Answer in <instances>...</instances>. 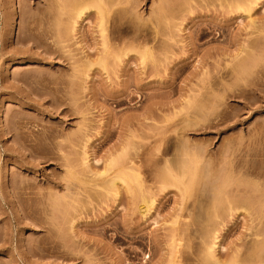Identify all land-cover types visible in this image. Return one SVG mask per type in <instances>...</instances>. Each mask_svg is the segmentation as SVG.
I'll return each instance as SVG.
<instances>
[{"label":"rangeland","instance_id":"rangeland-1","mask_svg":"<svg viewBox=\"0 0 264 264\" xmlns=\"http://www.w3.org/2000/svg\"><path fill=\"white\" fill-rule=\"evenodd\" d=\"M90 1L0 0V264H264V0Z\"/></svg>","mask_w":264,"mask_h":264},{"label":"bare ground","instance_id":"bare-ground-1","mask_svg":"<svg viewBox=\"0 0 264 264\" xmlns=\"http://www.w3.org/2000/svg\"><path fill=\"white\" fill-rule=\"evenodd\" d=\"M109 1V2H108ZM92 0V1H90V2H85L84 4H78V6H77V8L75 9V12H74V14H73V16H72V19L74 18V20H72V22L75 24V22H76V20L75 19H78V18H80L81 16H82V14H84L85 12H87V11H91V10H95V13H97L98 15H99V26H101V29H100V31L102 30V32H100L101 34H104V31H106V23L107 22H111V20L112 21H114L115 20V17H111V16H114V13L115 12H112L113 13V15H110L111 14V11H112V9H111V7H112V5H111V3H112V1L113 0ZM257 1L258 0H252V2H250V3H248L247 5L246 4H244V3H240V2H237V4H236V6H237V9H247L248 10V8L250 9L251 7H250V5H255V3H257ZM114 5V4H113ZM246 5V8H243L244 6ZM161 8V7H160ZM97 15V16H98ZM58 17V14H57V16H56V18ZM59 18V17H58ZM58 18L57 19H55V22H56V20H58ZM109 18H110V21H109ZM57 23V22H56ZM108 24V23H107ZM100 28V27H99ZM30 35V34H29ZM104 35H101V37H103ZM38 39H42V37L41 38H38ZM62 39H64V38H62V37H57V40H62ZM65 40V39H64ZM144 58H145V55H144ZM102 60V59H101ZM101 60H100V62H101ZM104 61V60H103ZM105 61L104 62H101L100 64L102 65V68H104L105 66ZM97 64H99V63H97ZM99 64V65H100ZM189 159L190 158H188V161H189ZM192 161H191V159H190V163H194V164H190L188 161H186V164H188L186 167H185V169H187V167L188 168H190L189 169V174L187 175V173H188V171H187V173H186V171L185 172H182L181 173V177H183L182 176V174L184 175L185 173V175H186V177L188 176V182L192 185V186H194V182H193V180H196L197 178H196V176H197V169L195 170L194 168H198L197 166L196 167H194L195 165H197L196 164V161H195V158H193L192 157ZM185 161V160H184ZM194 161V162H193ZM183 162V161H182ZM112 163V162H111ZM180 164L181 165H183V164H185V163H181L180 162ZM189 165H191V167H189ZM180 167H182V169H184V167L183 166H180ZM184 169V170H185ZM184 170H182V171H184ZM126 172V171H125ZM125 172L122 174L121 172V175H119V174H116V175H118V177H116V176H114V177H111L112 179H109V180H111V181H109L108 180V182H107V186H108V184H109V186H111V187H108L109 189H112V190H114L113 188L115 187V190H116V188H118L117 186H120V184L121 183H123L124 184V182H125V190H127V191H129V187L128 188H126V181L127 182H129V180H131V179H129L128 180V175L126 176L125 175ZM196 172V173H195ZM129 175H132V173L130 174V172H129ZM134 175V174H133ZM132 175V176H133ZM196 175V176H195ZM137 175H135L134 176V178L135 179H138L137 177H136ZM130 177V176H129ZM196 179H195V178ZM131 178V177H130ZM133 178V180L135 181V179ZM132 181V180H131ZM137 181V180H136ZM183 181V180H182ZM181 181V182H182ZM185 181V180H184ZM184 181H183V183H184ZM120 182V183H119ZM138 182V181H137ZM180 182V184H183V183H181ZM193 182V183H192ZM119 183V185H117ZM185 183H187V181H185ZM183 184V186H182V189H183V193H185L186 195H187V193L189 192V191H192L191 190V188L189 187V186H191V185H186V184ZM188 183V184H189ZM123 184H122V186H123ZM129 184V183H128ZM184 185H186L187 186V188H185L186 186H184ZM129 186H130V184H129ZM191 186V187H192ZM189 188V191L188 190H186V189H188ZM193 188V187H192ZM118 190V189H117ZM182 191V190H181ZM187 193H186V192ZM191 193V192H190ZM190 193L188 194V195H190ZM117 194H118V192H117ZM184 194V196H186ZM115 195H116V192H115ZM187 195V196H188ZM143 201V200H142ZM146 201V200H145ZM144 202V201H143Z\"/></svg>","mask_w":264,"mask_h":264}]
</instances>
